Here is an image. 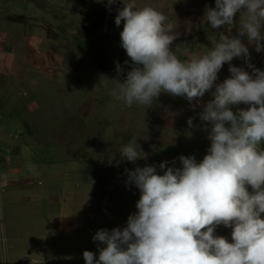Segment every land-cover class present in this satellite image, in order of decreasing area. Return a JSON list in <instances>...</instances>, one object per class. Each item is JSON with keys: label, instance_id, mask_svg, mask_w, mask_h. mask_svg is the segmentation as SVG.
I'll return each instance as SVG.
<instances>
[{"label": "rangeland", "instance_id": "rangeland-1", "mask_svg": "<svg viewBox=\"0 0 264 264\" xmlns=\"http://www.w3.org/2000/svg\"><path fill=\"white\" fill-rule=\"evenodd\" d=\"M134 2L167 17L177 35L171 47L180 59L187 58L185 49L206 54L221 32L238 36L244 19L241 10L233 25L212 29L203 17L215 0ZM122 7V0L112 5L108 0H0V264L43 262V243L50 242L41 233L52 227L50 218L58 220L60 209L51 207L59 208L61 201L69 198L77 212L72 222L81 218L94 233L123 228L140 198L135 186L126 187L125 169L164 161L181 167V155L200 162L207 154L211 142L198 116L200 106L193 109L185 98L161 93L151 106L128 107L111 95L115 62L131 68L120 41L124 21L115 24ZM239 38L249 49V62L264 71V49L257 51L246 35ZM230 64L252 73L242 58ZM229 66L223 65L216 83L230 78ZM212 98L206 92L201 103ZM133 141L145 154L135 164L119 153ZM38 163L46 165L36 169ZM64 187L72 190L65 198ZM231 231L220 225L215 234L231 242ZM81 242L70 243L79 247Z\"/></svg>", "mask_w": 264, "mask_h": 264}, {"label": "clouds", "instance_id": "clouds-1", "mask_svg": "<svg viewBox=\"0 0 264 264\" xmlns=\"http://www.w3.org/2000/svg\"><path fill=\"white\" fill-rule=\"evenodd\" d=\"M122 3L115 24L124 21L120 41L131 68L115 62L111 95L128 107L151 106L161 93L183 97L193 109L202 108L198 116L211 143L200 162L181 155V167L164 161L125 169L126 187L140 192L137 211L123 228L97 230L98 259L85 250V264H264V71L249 62V49L239 38L246 35L257 51L264 49V0H215L205 10L206 23L212 29L231 26L244 10L239 35L221 32L210 51L197 55L185 49V59L172 50L177 35L162 12L138 8L134 0ZM234 58L244 59L252 73L232 66ZM225 63L231 76L216 83ZM206 92L213 98L202 104ZM241 104L247 109L236 107ZM136 144L121 146L122 160L135 164L145 158ZM220 225L231 228V242L215 234Z\"/></svg>", "mask_w": 264, "mask_h": 264}, {"label": "crops", "instance_id": "crops-1", "mask_svg": "<svg viewBox=\"0 0 264 264\" xmlns=\"http://www.w3.org/2000/svg\"><path fill=\"white\" fill-rule=\"evenodd\" d=\"M43 164L45 163H38V165L34 166L36 169H41L46 165ZM35 176L37 177L38 174H35ZM39 176L41 175L39 174ZM68 192L72 193V190H67V188L64 187L62 191L64 198L65 196H68ZM59 205V208L51 207V209H60L58 220L50 218L52 222H50L49 225L52 227L45 228L47 231L41 233V237L44 240L48 239L47 241L50 243H43L44 248L41 252L46 255V258L41 259L40 261L43 262H39L38 264H85L83 252L87 249L94 252L93 236L95 233L88 227V225L83 224L84 221L81 218L78 219L77 222H72L73 216L76 215L77 212L74 210V203L70 202L69 198L64 202L61 201ZM75 205L78 206L76 209H81L79 204ZM135 209L136 204L131 205L130 211ZM77 240H82L79 247H76L77 244L73 246L70 243L71 241ZM47 247L50 249H47ZM97 253L98 254H96L95 257L98 259L99 252Z\"/></svg>", "mask_w": 264, "mask_h": 264}, {"label": "bare ground", "instance_id": "bare-ground-1", "mask_svg": "<svg viewBox=\"0 0 264 264\" xmlns=\"http://www.w3.org/2000/svg\"><path fill=\"white\" fill-rule=\"evenodd\" d=\"M21 217V216H20ZM34 225V224H33Z\"/></svg>", "mask_w": 264, "mask_h": 264}]
</instances>
